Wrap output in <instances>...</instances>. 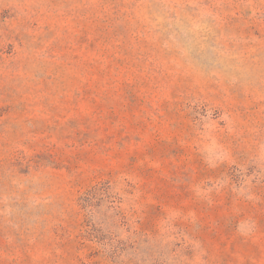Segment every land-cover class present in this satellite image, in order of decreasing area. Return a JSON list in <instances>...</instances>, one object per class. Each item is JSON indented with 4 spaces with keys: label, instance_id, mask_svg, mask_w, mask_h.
Returning <instances> with one entry per match:
<instances>
[{
    "label": "rangeland",
    "instance_id": "1",
    "mask_svg": "<svg viewBox=\"0 0 264 264\" xmlns=\"http://www.w3.org/2000/svg\"><path fill=\"white\" fill-rule=\"evenodd\" d=\"M0 264H264V0H0Z\"/></svg>",
    "mask_w": 264,
    "mask_h": 264
}]
</instances>
